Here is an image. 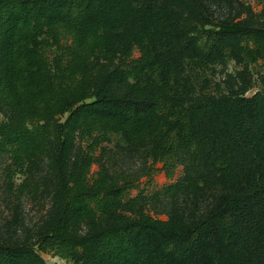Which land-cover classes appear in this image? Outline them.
<instances>
[{
	"label": "trees",
	"instance_id": "1",
	"mask_svg": "<svg viewBox=\"0 0 264 264\" xmlns=\"http://www.w3.org/2000/svg\"><path fill=\"white\" fill-rule=\"evenodd\" d=\"M100 59L113 67L90 71ZM259 60L264 27L216 22L204 0H0V104L11 112L0 159L8 177L27 175L54 147L60 196L34 243L0 244V264H46L41 252L70 264H264V84L246 96L211 90L205 75ZM114 142L141 147L168 178L184 165L219 201L166 220L120 213L147 196L131 198L136 186L104 164L90 175ZM189 184L161 189L175 198ZM85 222L96 229L81 234Z\"/></svg>",
	"mask_w": 264,
	"mask_h": 264
},
{
	"label": "rangeland",
	"instance_id": "2",
	"mask_svg": "<svg viewBox=\"0 0 264 264\" xmlns=\"http://www.w3.org/2000/svg\"><path fill=\"white\" fill-rule=\"evenodd\" d=\"M204 2L216 22L235 21L264 27V2L261 0H204ZM135 56H139L137 51ZM94 61H90V71L105 64H107L106 70H110L114 65L113 61L108 63L103 59ZM205 75L211 90L245 91L246 96H252L263 87L264 60L246 67L231 61L227 66H216ZM10 113V110L0 104V120L5 119ZM84 146L85 143L78 139L71 166H74L79 155L82 154ZM103 146L95 152L97 159H93L90 175H95L100 165L104 164L115 179L136 186L131 188V198L141 192L147 196L146 203H138L133 209L120 208V213L129 214L133 210H144L156 218L166 220L172 211L180 217L188 214L199 215L219 201V193L202 190L201 186L197 185V174L195 172L187 174L184 165H179L174 175L168 178L163 164L154 165L139 146L127 147L115 142L104 143ZM55 159V149L50 147L48 153L40 159L38 169L27 175L18 173L14 177H8L7 171L11 161L5 156L1 157L0 244L12 248L32 244L51 225L60 201L56 186ZM179 180L190 183L186 188L188 192L175 198L167 197L163 192L164 189L161 188ZM156 190H159L158 196L152 195ZM95 229L94 225L85 222L80 232L87 234ZM41 255L46 264H70L51 252H41Z\"/></svg>",
	"mask_w": 264,
	"mask_h": 264
}]
</instances>
